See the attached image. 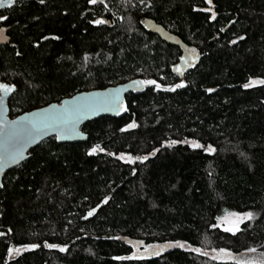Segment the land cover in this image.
<instances>
[{
	"label": "trees",
	"instance_id": "obj_1",
	"mask_svg": "<svg viewBox=\"0 0 264 264\" xmlns=\"http://www.w3.org/2000/svg\"><path fill=\"white\" fill-rule=\"evenodd\" d=\"M150 1L147 16L198 51L185 86L130 94L123 118L83 127L87 142L49 139L11 170L0 190V264H235L209 254L264 253V85L242 87L249 78L264 79V0ZM88 2L20 1L5 11L0 80L18 88L9 102L12 118L137 78L180 82L172 72L177 50L153 41L137 10L118 6L120 17L108 28L91 23L101 12ZM133 121L135 128L121 131ZM193 140L215 151L189 147ZM97 144L104 151L89 155ZM153 149L143 163L125 162ZM232 212L254 218L235 235L211 227ZM174 241L186 247L169 248ZM32 243L39 247L10 259L9 247ZM149 244L165 250L147 255ZM134 253L144 258L114 259Z\"/></svg>",
	"mask_w": 264,
	"mask_h": 264
},
{
	"label": "snow or ice",
	"instance_id": "obj_2",
	"mask_svg": "<svg viewBox=\"0 0 264 264\" xmlns=\"http://www.w3.org/2000/svg\"><path fill=\"white\" fill-rule=\"evenodd\" d=\"M4 0H0V3H3ZM40 3H43L44 0H39ZM97 0H89V3H96ZM102 3L103 0H100ZM206 3L211 4V0H205ZM7 3L10 5L12 0H7ZM205 11H211V8L205 9ZM212 16H215V13H212ZM5 19L4 17H0V20ZM94 24H103L105 23L102 19H97L91 21ZM3 30L0 29V38H3ZM47 39V38H45ZM53 39H57V37H53ZM239 39H243V37H239ZM234 42V41H233ZM187 58L185 56H181L180 59L188 64V66H192L190 61H194L196 57V50L195 49H186ZM178 75L182 74L180 66L177 65L173 69ZM133 86L135 85H155L156 88H161V85L157 84L154 80H139L133 81ZM256 84L264 85V79H256L253 80L249 78V81L242 85L243 88L247 89L249 87H253ZM184 82L181 81L180 83L174 85L173 87L166 88L167 91H173L174 88H182L184 87ZM13 91V86L10 84L0 83V104L3 103L4 97ZM119 89H111L108 90L107 93H100V92H92L86 94H79L75 97H72L71 100L62 101L59 106L57 105H49L47 108L39 109L35 112L25 114L17 118L16 120L8 121L6 119H0V167L3 164L11 161L12 163H16L21 159H24V149L25 147L35 141L36 139L46 135L49 131L55 133V138L57 140L70 138L74 135H79L76 130V125L79 123L82 117L87 114L95 113L97 110L103 111H112L115 114L119 115L121 112H126L127 108L119 101ZM207 92H212L213 89H207ZM2 115V112H0ZM135 122H131L125 126L124 131L126 129L135 128ZM177 143V141L173 140L170 141L169 146ZM189 147L193 149H200L203 148L204 151L208 153H212L215 149L208 145L207 147L202 146L200 143L193 141H187ZM97 151H104L103 148L100 147L99 144L94 145L92 148L88 150L89 155L95 154ZM157 150L153 149L151 153L146 156H132L127 155L125 159V154H120V159H125V162L128 164H133L136 161L143 163V161L148 159V156L155 155ZM108 155H113L112 153H107ZM134 171V170H133ZM108 198L105 197L104 201ZM102 201L101 203H103ZM99 207V205H97ZM95 208L89 210L88 216H92L95 212ZM232 217H235L231 223L223 226V231L227 233H231L233 235L236 232L240 231L239 224L243 222V220H251L254 218V213L245 212V213H230ZM225 217L217 216L216 221L217 223L211 225L213 228H220L222 226ZM3 235V233H0ZM142 242L136 241L135 244H141ZM45 248L48 249H58L60 252H65L67 245H59L55 243H48L44 242L43 245ZM167 246L177 247V248H185L186 243L181 241H174L168 242ZM39 247L38 244H24L19 247H9L8 248V255H20L22 251L27 250H34ZM187 248L194 252H201L200 248H192L190 245ZM145 252L148 255H159L161 252L165 250L163 245L158 244H149L145 247ZM248 252H255V248H248ZM206 255V253H204ZM264 256V253L261 254ZM141 255L138 253H134L131 256L126 257H115L114 259L117 260H136V259H143ZM213 259H220L224 261H235V264H264V259L260 261H254L251 259H243L240 256H234L230 250L221 248L218 250L217 255L212 257ZM7 264V261H5Z\"/></svg>",
	"mask_w": 264,
	"mask_h": 264
},
{
	"label": "water",
	"instance_id": "obj_3",
	"mask_svg": "<svg viewBox=\"0 0 264 264\" xmlns=\"http://www.w3.org/2000/svg\"><path fill=\"white\" fill-rule=\"evenodd\" d=\"M20 1L29 2V1H32V0H12V3L10 5L7 3V0H4L3 3H0V11L1 10L11 9L12 7H14L16 5V3L20 2ZM4 20L5 19H2V20H0V22H3ZM160 34H161L162 38L164 40H166V42H168L170 44H173V45H180V46L184 47L183 44H181L179 41L174 39L171 35H168L165 32H160ZM177 65L180 66L182 74L178 75L174 70H173V73H174V75H176L180 79V82H181V81H183L185 74L189 70V67L183 61L179 62L175 66H177ZM175 66L173 67V69L175 68ZM139 80H144V79L137 78V79H133V80H131L129 82H126V83H123V84H120V85L108 87L106 89L91 90V91H87V92H81V93H78V94L72 96V97H75V96H77L79 94H86V93H92V92L107 93L108 90L119 89L120 90L119 91V101L121 103H123V105L127 108V111L126 112H121L119 115H117V114H115L112 111L97 110L95 113L87 114V115H85L84 117L81 118L79 123L76 125V130L79 133V135H74V136H71L70 138L57 140L55 138V133L49 131L46 135H43L42 137H40V138L36 139L35 141L29 143L24 149V159H21V160H19L16 163H12L11 161H9V162L3 164L2 167H0V190H2L3 187H4L5 176L11 170L19 167L24 162H26L30 158L31 151L34 148H36L37 146H39L41 143H43V142H45V141H47L49 139H55L58 144L85 143L88 140V135L83 131V127L87 123H89L91 121H95V120L103 118V117H112V118H116V119L123 118L129 111L128 103H127V96L128 95H130V94L141 95V94H144L147 90L152 89V88L156 89L157 91L169 92V91H167L165 89L173 87V86L162 85L161 83H159L156 80H154V81H156L157 84L161 85V88H159V89L156 88L155 85H135V86H133L132 82L133 81H139ZM4 84H8V83H4ZM10 85L13 86V91L8 93L4 97L3 103L0 104V112H2V115H0V119H6L8 121L16 120L17 118H19L21 116H24L25 114L32 113V112H35V111H37L39 109L47 108L49 106V105H47L45 107L30 111V112H26V113H23V114L15 117V118H12L11 115H10V104H9V102H10V99L12 98V96L17 92L18 88L15 85H13V84H10ZM72 97L65 98L62 101L71 100ZM61 102L52 103L50 105L59 106L61 104ZM119 241H125V240L119 239Z\"/></svg>",
	"mask_w": 264,
	"mask_h": 264
},
{
	"label": "flooded vegetation",
	"instance_id": "obj_4",
	"mask_svg": "<svg viewBox=\"0 0 264 264\" xmlns=\"http://www.w3.org/2000/svg\"><path fill=\"white\" fill-rule=\"evenodd\" d=\"M88 5H89V7L99 6L100 12H101V16L99 19L104 20L105 23H103V25L107 26L108 28L112 27V22H114L113 20H115V18L120 17L119 16L120 12H119V10H117L118 6H125V7L129 6L132 8V10L135 9L140 13V15H139V26L141 27V29L145 33H147L153 37L152 38L153 41L158 40V41L162 42L163 44H165L167 46H171L177 50L176 59H178V62L176 64H178L179 62L182 61L180 59L181 56H185L187 58L188 54L186 52V49H195L196 50V57H195L194 61L199 59V54H198L197 49L195 47L188 46L187 43L185 42V40H183L176 32H173L171 29H169V26L166 22L164 23V22L158 20L157 18L147 16V12L152 8L150 0H103L102 3L100 2V0H97L96 3H89L88 2ZM209 8H211V11H207V12L214 13L213 12L214 9H212V6H208L207 9H209ZM5 11L6 10L0 11V17L5 18V20L3 22H0V29L3 30V34H2L3 38H0V45L4 44V41H2V40L6 37V32H8V30H7L8 28H6V26H5L6 20H7V16L4 14ZM213 18L216 19L217 15H215ZM159 31L165 32L166 34L171 35L174 39H176L181 44H183L184 47H182L180 45H173V44L166 42V40H164L162 38ZM194 61H190L191 65H193ZM173 67H172V72H173ZM188 67L190 68L191 66H188ZM174 76H176V75H174ZM0 83H6V82L0 80Z\"/></svg>",
	"mask_w": 264,
	"mask_h": 264
},
{
	"label": "rangeland",
	"instance_id": "obj_5",
	"mask_svg": "<svg viewBox=\"0 0 264 264\" xmlns=\"http://www.w3.org/2000/svg\"><path fill=\"white\" fill-rule=\"evenodd\" d=\"M253 80H256V79H253ZM255 86H262V85L256 84ZM234 219H236V218L235 217H232L230 214H228L225 217V220L223 221L221 228L223 229V226L231 223ZM247 221L248 220H243V222L239 224V228H241L242 224L245 223V222H247ZM145 254H147V253H145ZM209 255L211 257L215 256V255H211V254H209ZM16 256L17 255L10 256V259H12V258H14ZM243 259H251V260H254V261H260V260L264 259V256H262L260 254H251V255H245V256H243Z\"/></svg>",
	"mask_w": 264,
	"mask_h": 264
}]
</instances>
